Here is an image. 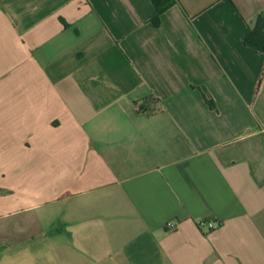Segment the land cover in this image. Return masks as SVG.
<instances>
[{
  "label": "crops",
  "instance_id": "1",
  "mask_svg": "<svg viewBox=\"0 0 264 264\" xmlns=\"http://www.w3.org/2000/svg\"><path fill=\"white\" fill-rule=\"evenodd\" d=\"M170 1L0 0V264H264V0Z\"/></svg>",
  "mask_w": 264,
  "mask_h": 264
},
{
  "label": "trees",
  "instance_id": "2",
  "mask_svg": "<svg viewBox=\"0 0 264 264\" xmlns=\"http://www.w3.org/2000/svg\"><path fill=\"white\" fill-rule=\"evenodd\" d=\"M153 2L157 8V14L153 18V22L158 24L160 14L164 11V9H166L171 1L164 0L162 3H159L157 0H153ZM246 42L264 52V14H261L258 17L253 29L248 31Z\"/></svg>",
  "mask_w": 264,
  "mask_h": 264
},
{
  "label": "built area",
  "instance_id": "3",
  "mask_svg": "<svg viewBox=\"0 0 264 264\" xmlns=\"http://www.w3.org/2000/svg\"><path fill=\"white\" fill-rule=\"evenodd\" d=\"M197 224L199 227L206 228L209 231L215 229L217 226L216 221H214L212 219H202V220H199ZM166 227L167 228H175V223L172 220H169L166 223Z\"/></svg>",
  "mask_w": 264,
  "mask_h": 264
}]
</instances>
